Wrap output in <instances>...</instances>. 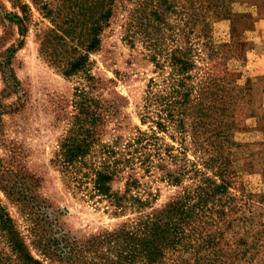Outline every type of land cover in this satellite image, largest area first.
<instances>
[{"label": "rangeland", "instance_id": "obj_1", "mask_svg": "<svg viewBox=\"0 0 264 264\" xmlns=\"http://www.w3.org/2000/svg\"><path fill=\"white\" fill-rule=\"evenodd\" d=\"M25 1L36 23L13 60L25 96L0 106V204L31 253L65 232L79 264L102 263L105 234L170 208L183 240L166 264H264V0H109L69 76L108 0ZM84 130L90 149L67 167L61 144ZM106 166L121 208L94 195ZM1 258L14 264L0 230Z\"/></svg>", "mask_w": 264, "mask_h": 264}, {"label": "trees", "instance_id": "obj_2", "mask_svg": "<svg viewBox=\"0 0 264 264\" xmlns=\"http://www.w3.org/2000/svg\"><path fill=\"white\" fill-rule=\"evenodd\" d=\"M106 2V0H102ZM6 2L10 8L6 7ZM104 7L95 18L91 20L89 29V39L86 44V52L79 54L77 58L70 61L62 74L69 76L77 71L87 69L89 53L95 51L100 43L99 35L103 29L104 23L108 21L111 15V2L109 0L103 3ZM108 6V7H107ZM41 12L45 16H50L51 11L46 3L39 4ZM36 22L33 20V14L30 5L25 0H0V75L4 88L0 92V106H11L4 99L7 96L15 95L17 99L25 96V89L18 79L13 60L16 52L23 47L25 38L31 25ZM17 35L15 41L6 46V40L9 35ZM183 70L187 69V62L179 60ZM83 127V126H82ZM82 139H76L73 136L68 137L61 144L63 163L68 167L83 158L89 151L93 142L90 130L82 132ZM117 168L106 166L102 170L93 172V190L94 195H100L102 199L108 200L117 208L123 207L122 201L125 195L113 191L111 182L115 176ZM129 190L130 183H126ZM133 202L138 209L145 207V203L140 199L133 197ZM164 212L154 211L139 219L136 228L130 230L123 225L119 230L113 233L105 234L98 243L105 242L107 245L108 256L105 262L91 264H166V254L170 250H176L183 240L181 224L179 222L171 223L170 208L164 209ZM0 230L4 233L14 254V264H45V258L50 261L56 260L70 264H79V251L83 246L70 240L65 232L60 237H54L49 242L42 239L34 240L33 245L42 259L35 257L24 237L17 229L13 219L0 204ZM113 254V258L110 255ZM0 264H11L7 259L1 258Z\"/></svg>", "mask_w": 264, "mask_h": 264}]
</instances>
